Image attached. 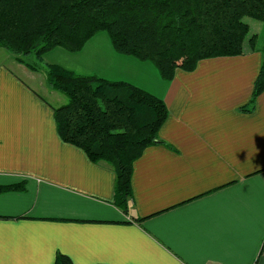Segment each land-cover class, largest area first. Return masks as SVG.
Segmentation results:
<instances>
[{
  "label": "crops",
  "instance_id": "0c3cea01",
  "mask_svg": "<svg viewBox=\"0 0 264 264\" xmlns=\"http://www.w3.org/2000/svg\"><path fill=\"white\" fill-rule=\"evenodd\" d=\"M250 32L243 55L202 60L168 82L118 54L106 34L77 53L32 57L37 70L0 48V185L26 182L0 194V264H56L59 255L72 264H264V92L252 113L240 110L262 66L264 25ZM49 65L132 84L167 105L165 144L135 161L127 213L114 203L113 168L61 140L54 109L67 99L48 85Z\"/></svg>",
  "mask_w": 264,
  "mask_h": 264
},
{
  "label": "trees",
  "instance_id": "16d2710c",
  "mask_svg": "<svg viewBox=\"0 0 264 264\" xmlns=\"http://www.w3.org/2000/svg\"><path fill=\"white\" fill-rule=\"evenodd\" d=\"M245 18L264 23V0H0V48L19 63L27 57L42 61L56 48L77 53L106 34L118 54L151 63L168 82L202 60L243 55L250 32ZM45 75L67 99L54 109L61 140L92 163L113 168L114 203L127 213L135 161L146 148L165 144L159 133L169 118L167 105L132 84L57 65L47 66ZM263 92L264 57L252 98L240 110L252 113ZM25 189V181L0 185V194ZM56 264L72 262L59 255Z\"/></svg>",
  "mask_w": 264,
  "mask_h": 264
},
{
  "label": "rangeland",
  "instance_id": "374dc122",
  "mask_svg": "<svg viewBox=\"0 0 264 264\" xmlns=\"http://www.w3.org/2000/svg\"><path fill=\"white\" fill-rule=\"evenodd\" d=\"M247 23L250 24L251 28L252 29H255L256 27H258V25H264L263 22H259V21H256V20H253V19H250V18H245L244 19ZM251 35V32L249 34V36ZM104 37H107L106 35H104ZM99 38V34L94 36L92 39H98ZM107 40V39H106ZM108 41V40H107ZM100 45H102V43H100ZM108 46H110V44H108ZM13 57V55H11ZM32 57H27V58H24L23 61L19 64L21 65H24L26 68H28L29 70H32L31 67H36L38 66V64L34 61V59H31ZM29 65V66H28Z\"/></svg>",
  "mask_w": 264,
  "mask_h": 264
}]
</instances>
